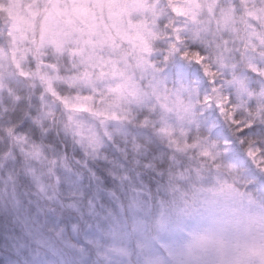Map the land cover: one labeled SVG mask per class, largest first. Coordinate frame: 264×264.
Listing matches in <instances>:
<instances>
[{
	"label": "snow or ice",
	"instance_id": "obj_1",
	"mask_svg": "<svg viewBox=\"0 0 264 264\" xmlns=\"http://www.w3.org/2000/svg\"><path fill=\"white\" fill-rule=\"evenodd\" d=\"M28 8L29 46L0 25V174L63 187L84 162L107 179L106 161L135 155L162 187L199 171L264 194V0Z\"/></svg>",
	"mask_w": 264,
	"mask_h": 264
},
{
	"label": "trees",
	"instance_id": "obj_2",
	"mask_svg": "<svg viewBox=\"0 0 264 264\" xmlns=\"http://www.w3.org/2000/svg\"><path fill=\"white\" fill-rule=\"evenodd\" d=\"M6 10V5L0 3V25H10ZM28 39L25 47L30 45L31 33ZM161 147L166 148V145L161 142ZM164 155L162 151L154 159L162 162ZM125 161H106L110 165L103 169L107 179L84 162V167L75 171L74 178L68 179L63 187L48 185L35 175L34 169L28 173L31 187L17 181L11 173L7 175L8 181L2 178L0 207L4 213L0 214V264H38L41 260L43 264L51 261L56 264H113L115 257L103 258L102 255L105 251L109 254L119 249L131 253L129 260L138 264L137 260L142 257L136 260L133 255L138 234L134 230L138 225L142 224L145 233L157 245L160 232L155 229V217L168 218L171 207L198 204L203 196L201 191L208 192L214 186L231 188L238 202L250 201L264 210V194L249 190L243 181L233 183L213 177V182L208 184L205 183L208 176L197 171L194 176H182L180 184L162 187L159 179H145L147 168L141 169L143 161L138 157L126 156ZM122 218L128 221L127 241L124 242L120 241L125 231L120 224ZM17 233L25 240L17 238ZM46 237L51 245L58 247L59 255L55 256L36 242V239L48 241ZM66 241L76 246L70 249ZM39 247L46 255L33 256ZM121 259L123 264L125 258Z\"/></svg>",
	"mask_w": 264,
	"mask_h": 264
},
{
	"label": "rangeland",
	"instance_id": "obj_3",
	"mask_svg": "<svg viewBox=\"0 0 264 264\" xmlns=\"http://www.w3.org/2000/svg\"><path fill=\"white\" fill-rule=\"evenodd\" d=\"M29 2L30 0H0L1 4L6 5L10 25L22 37L23 46L29 40L30 33L32 35L35 22L34 14L28 8ZM2 178L9 180L7 175L0 174V181ZM200 194L203 196L198 204L171 207L169 214L167 213L168 218H163L162 215L155 217V229L160 232L156 239L157 245L145 233L142 224L138 225V229L133 225L136 228L134 231H138L137 240L133 244L136 252L133 255L136 260L142 257L140 261L137 260L138 264H264V210L250 201L244 204L238 202L236 193L228 187L214 186L208 192L201 191ZM2 213L4 212L0 207V214ZM121 220L120 224L125 231L120 241L124 242L127 241L128 221L124 218ZM73 232L76 235L74 227ZM16 237L21 238V241L25 240L20 233ZM36 240L55 256L60 254L58 247L51 245L49 239ZM64 243L68 248H74V242ZM37 249L33 256L46 255L41 247V252ZM129 255L131 253L119 249L109 254L105 251L102 256L115 257L113 264H122L121 258H125L123 264H132ZM38 264H43V261ZM46 264L56 263L51 261Z\"/></svg>",
	"mask_w": 264,
	"mask_h": 264
},
{
	"label": "clouds",
	"instance_id": "obj_4",
	"mask_svg": "<svg viewBox=\"0 0 264 264\" xmlns=\"http://www.w3.org/2000/svg\"><path fill=\"white\" fill-rule=\"evenodd\" d=\"M193 47H196L195 45H193ZM187 72V76L188 79L192 82H194L197 79H202V81H206L207 78H202L197 70V68L195 66L189 65L187 66V68L185 69ZM209 85L207 83L202 82L200 87L204 88V87H208ZM217 88H220L221 85L217 84L216 85Z\"/></svg>",
	"mask_w": 264,
	"mask_h": 264
}]
</instances>
